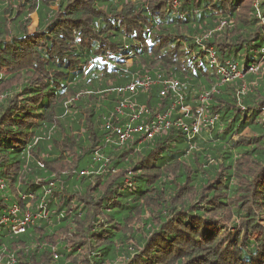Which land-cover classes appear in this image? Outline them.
I'll return each instance as SVG.
<instances>
[{
	"label": "trees",
	"instance_id": "obj_1",
	"mask_svg": "<svg viewBox=\"0 0 264 264\" xmlns=\"http://www.w3.org/2000/svg\"><path fill=\"white\" fill-rule=\"evenodd\" d=\"M0 180V264H264V0H0Z\"/></svg>",
	"mask_w": 264,
	"mask_h": 264
},
{
	"label": "built area",
	"instance_id": "obj_2",
	"mask_svg": "<svg viewBox=\"0 0 264 264\" xmlns=\"http://www.w3.org/2000/svg\"><path fill=\"white\" fill-rule=\"evenodd\" d=\"M229 69L234 73L235 66L228 65ZM252 71H255L253 69ZM225 80L229 76L228 72L222 71ZM238 74V73H236ZM160 85L161 91L160 96L164 97L168 93L174 95L176 99H180L178 88L180 84L177 81L152 79L148 76L139 77L133 79L128 85L120 87L117 92L120 94H130L135 95L140 91H146L153 85ZM208 95L203 96V101H206ZM115 113L118 115V120L128 119L125 126H113L110 123L104 125L105 130L108 132L106 140L110 142L112 139H117L119 144H123L127 140L131 139L133 135H142L143 140H150L155 134L160 130L168 129L171 125L168 122V114H157L153 119L147 123L140 122V117L143 114H148V112L142 108H137L133 104H129L127 100L120 102L116 108ZM200 123L212 124V120H207L206 118H199V121L192 125L191 132L196 134L199 131ZM86 172H81V175H85ZM4 187V183L0 180V190ZM18 213L17 207H12L7 216L0 218V226H4L7 229L13 231L15 234H22L25 231V227L28 223L32 222V218L28 213H26L22 219L15 218Z\"/></svg>",
	"mask_w": 264,
	"mask_h": 264
},
{
	"label": "rangeland",
	"instance_id": "obj_3",
	"mask_svg": "<svg viewBox=\"0 0 264 264\" xmlns=\"http://www.w3.org/2000/svg\"><path fill=\"white\" fill-rule=\"evenodd\" d=\"M31 18H32V23H31V25H30V27H29V31L32 33V32L35 30L38 21H37V16L34 15V14L32 15ZM236 78H241V75H240V74H236V73H234V74H232L231 76H227L226 81H230V80H233V79H236ZM202 99H203V98H202ZM183 112H185V110H182V113H183Z\"/></svg>",
	"mask_w": 264,
	"mask_h": 264
},
{
	"label": "bare ground",
	"instance_id": "obj_4",
	"mask_svg": "<svg viewBox=\"0 0 264 264\" xmlns=\"http://www.w3.org/2000/svg\"><path fill=\"white\" fill-rule=\"evenodd\" d=\"M205 129V128H204ZM187 138V137H186Z\"/></svg>",
	"mask_w": 264,
	"mask_h": 264
}]
</instances>
